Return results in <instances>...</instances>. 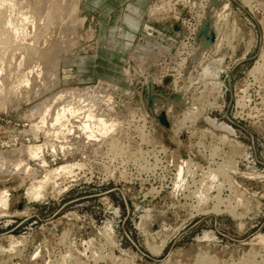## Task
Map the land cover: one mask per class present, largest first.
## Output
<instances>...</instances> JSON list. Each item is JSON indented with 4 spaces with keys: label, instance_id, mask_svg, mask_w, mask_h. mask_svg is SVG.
Listing matches in <instances>:
<instances>
[{
    "label": "rangeland",
    "instance_id": "rangeland-1",
    "mask_svg": "<svg viewBox=\"0 0 264 264\" xmlns=\"http://www.w3.org/2000/svg\"><path fill=\"white\" fill-rule=\"evenodd\" d=\"M213 1L15 0V11H26L34 19L24 24L22 45H34L44 56L33 59L22 49L3 65L5 70L2 66L1 75L14 86L27 71L34 73L29 86L21 84L16 93L0 95V151L35 142L28 129L40 118L31 119L29 109L62 89H89L91 97L81 95L96 96L102 108L112 105V117L124 121L125 137H120L124 148L119 153L105 146L97 155L86 147H81L85 156L59 154L56 162L48 155L53 168L78 161L85 166L57 180L61 185L41 202L25 196L29 181L22 183L24 174L13 167L18 153L6 155L10 165L1 168L9 172L0 168V193L8 190L10 205L7 210L0 207V264H264V0H219L211 16L221 24L219 41L224 39L220 47L197 53V35L192 44L189 34L196 24L199 30L202 11ZM115 27L116 39L110 40ZM147 33L161 54L148 59L138 51L143 56L138 63L134 48ZM200 63L209 66L211 74L201 78L194 67ZM38 72H43L39 79ZM53 76L59 83L42 93ZM189 79L192 88L184 93ZM150 85L165 97L181 89L189 114L195 110L198 115L194 126L189 121L179 128L184 111L173 110L166 114L176 123L173 129L160 125L146 107ZM241 100L244 105H238ZM183 161L191 162L185 173L192 175L186 173L188 183L178 189L173 181ZM28 163L43 172L39 160ZM209 171L218 179L209 178ZM202 180L223 185L209 192L211 199L218 195L222 200L219 210L212 208L215 200L199 205ZM230 182L238 185L231 188Z\"/></svg>",
    "mask_w": 264,
    "mask_h": 264
},
{
    "label": "bare ground",
    "instance_id": "bare-ground-1",
    "mask_svg": "<svg viewBox=\"0 0 264 264\" xmlns=\"http://www.w3.org/2000/svg\"><path fill=\"white\" fill-rule=\"evenodd\" d=\"M52 1V0H51ZM246 1V0H245ZM248 1V0H247ZM219 2V0H218ZM28 3V2H27ZM49 3V2H48ZM76 3V2H75ZM250 3V1L248 2ZM32 5V4H31ZM38 5V4H37ZM50 5V4H49ZM207 5V4H206ZM17 5H15V0H0V95L3 94V93H9V94H13L15 91V89H19L17 87H21L19 85L21 84H25L26 86H29L31 83H32V79L33 78H30L31 76V73L33 72V70L31 72H28L25 73V75L22 76L21 79H18L16 80L17 81V84L14 86V85H10L11 82H7V77L5 79V77H3L1 74L3 72H5V68L3 65H5L6 62H10V61H13V57H15L14 55L16 54V52H18V50H20V53L22 54L21 50L23 49V51H25L29 57L33 59H37V58H42V53L39 54L38 51L36 52V50L34 49V45H22V43H24V36H25V33L27 32L26 29L24 28L25 27V23H27V20L30 19H33V18H30L29 15L31 14H26V11L25 13L23 12H16V7ZM214 3L211 2L208 7L205 6L204 7V10L202 12L203 13V17L204 19H201L200 20V26L202 24V22L207 18L209 17L211 22H212V26L215 30V34H216V40H215V43L212 47H220L219 45V42L221 43L223 41V39H220L219 41V33H220V29L218 28V25H221V24H218L217 25V20L216 22H213L212 20V16H211V10L212 8H214ZM6 9H5V8ZM29 7V6H28ZM48 7V6H47ZM203 7V6H202ZM206 7H207V10H206ZM20 8V7H19ZM23 8V7H22ZM52 8V7H51ZM70 8V7H69ZM224 10L228 8V5L225 4L223 7H222ZM35 9V8H34ZM222 9V10H223ZM28 10V9H27ZM53 10V9H52ZM22 11V10H21ZM32 11V9H31ZM205 11H206V14H205ZM215 11V10H214ZM50 12V11H49ZM58 12V11H57ZM75 12V11H74ZM73 12V13H74ZM48 12H46L47 14ZM36 14V13H35ZM45 14V15H46ZM220 14V13H219ZM229 14V13H228ZM44 15V16H45ZM56 15V13H55ZM138 15V14H137ZM230 15V14H229ZM32 17V16H31ZM217 18L219 16H216ZM225 17V15H224ZM230 17V16H229ZM229 17L227 18V21L229 19ZM44 18V17H43ZM225 20V18H221V15H220V20ZM34 20V19H33ZM45 20V19H44ZM80 20V19H79ZM219 20V19H218ZM29 22V21H28ZM34 22V21H33ZM132 22V25L134 27H137V22H133V20L131 21ZM129 23V22H128ZM220 23V21H219ZM31 24V23H30ZM45 24V23H44ZM225 24V22H224ZM32 26V25H31ZM28 27V26H27ZM26 27V28H27ZM46 27V26H45ZM199 27V26H198ZM37 28V27H36ZM42 28V27H41ZM146 28V27H145ZM117 29L118 28H113L109 31L110 35V40L114 39L115 36H116V32H117ZM133 29V28H132ZM136 29V28H135ZM149 29V27H148ZM32 31V30H31ZM198 31V30H197ZM46 32V31H45ZM37 33V32H36ZM126 32L125 31H122L121 32V35L123 36V38H126ZM43 35V34H41ZM196 35H197V32H196ZM28 36V35H27ZM26 36V37H27ZM221 36V35H220ZM32 37V36H31ZM37 37V36H36ZM222 37V36H221ZM159 38V37H158ZM229 38H227L228 40ZM109 40V41H110ZM222 40V41H221ZM226 40V41H227ZM23 41V42H22ZM29 41V40H28ZM138 43L135 45V48H134V54L136 55L137 57V60H138V63H141L142 61V57L141 56L142 54H144L148 59H155L157 53H158V45L156 44L157 42L154 41L152 38H151V34H148L147 35H144L142 34L140 36V38L137 40ZM229 41V40H228ZM22 42V43H21ZM60 44V43H59ZM193 44V43H192ZM223 44V43H222ZM221 44V45H222ZM229 44V42H228ZM61 45V44H60ZM198 45H201V44H195L194 48H199ZM227 45V43L225 44ZM57 46V45H56ZM228 46V45H227ZM230 46V45H229ZM228 46V47H229ZM152 47V48H151ZM222 47V46H221ZM146 48V50H144ZM58 49V48H57ZM215 49V48H214ZM216 49H220V48H216ZM234 50V49H233ZM142 52V54H140L139 52ZM194 51V49L192 50ZM212 51H213V48H212ZM216 51V50H215ZM214 51V52H215ZM218 51V50H217ZM165 53V52H164ZM198 53V52H197ZM196 53V54H197ZM218 53V52H217ZM161 54V53H160ZM159 54V55H160ZM177 54V53H176ZM188 54V53H187ZM204 54V53H203ZM213 54V53H212ZM24 55V54H23ZM26 55V56H27ZM58 55V54H57ZM44 56V55H43ZM195 56V55H194ZM19 57V56H18ZM23 58V56H21ZM27 57V58H28ZM202 57V56H201ZM204 57V56H203ZM9 58V60H8ZM25 58V57H24ZM32 59V60H33ZM204 59V58H203ZM22 60V59H21ZM28 61L30 60L29 58L27 59ZM26 60V61H27ZM47 60V59H46ZM263 60V59H262ZM23 61V60H22ZM57 61V62H56ZM148 61V60H147ZM183 62H185V59L184 60H181ZM19 62V61H18ZM51 62V61H50ZM54 62L58 63V60L56 59ZM7 63V64H8ZM12 63V62H11ZM38 63V62H37ZM44 63V62H43ZM48 63V62H47ZM55 63V64H56ZM60 63V62H59ZM136 63V62H135ZM147 63V62H146ZM10 64V63H9ZM20 64V63H19ZM30 64V63H29ZM52 64V63H51ZM53 63V65H55ZM258 64V63H257ZM39 65V64H38ZM37 65V66H38ZM183 65V64H182ZM2 66L4 68V70L2 69ZM9 66V65H8ZM18 66V65H17ZM33 66V65H31ZM138 66V65H137ZM29 67V66H28ZM42 67V66H41ZM46 67V66H45ZM56 68V66H53V68ZM58 67V66H57ZM196 69L195 70H198L199 73H200V77L203 78V77H206L208 76L209 74H211V68L209 66H203L201 63L199 65H196L194 66ZM17 68V67H16ZM31 68V67H30ZM139 68V67H138ZM9 69V68H8ZM256 69V68H255ZM185 70V69H184ZM194 70V71H195ZM258 70V69H257ZM14 71V70H13ZM50 71V70H49ZM144 71V70H143ZM193 71V70H192ZM191 71V72H192ZM197 71V72H198ZM25 72V71H24ZM23 72V73H24ZM189 72V71H188ZM254 72V70H253ZM15 73V72H14ZM34 73V72H33ZM43 73V72H42ZM42 73L41 72H38L36 77L39 79L41 76H42ZM53 73V72H52ZM179 73V72H178ZM18 74V73H17ZM47 74V73H45ZM11 75V74H10ZM14 75V74H13ZM20 75V74H19ZM251 75V74H250ZM48 76V75H47ZM46 76V77H47ZM50 76V75H49ZM10 77V76H9ZM17 77V76H15ZM54 77V76H53ZM52 77V79H53ZM191 78V77H189ZM200 78V79H201ZM16 79V78H15ZM45 79V78H44ZM51 79V80H52ZM54 81H52L51 85H49V87L47 86V88L45 87L44 91H41L42 93L43 92H48L49 88H51L52 86L54 85H57L59 83V79L57 77H54L53 79ZM145 80V79H144ZM155 80V79H154ZM38 81V80H37ZM36 81V82H37ZM42 81V80H41ZM44 81V80H43ZM47 81V79H46ZM7 83H10V84H7ZM14 83V81L12 82ZM15 84V83H14ZM46 84V83H44ZM53 84V85H52ZM35 85V83L33 84ZM175 85V83H174ZM177 85V84H176ZM25 86V87H26ZM37 86V84H36ZM40 86V85H39ZM38 86V87H39ZM34 87V86H33ZM152 87V86H151ZM215 87V86H214ZM212 87V88H214ZM29 88V87H28ZM36 88V87H35ZM54 87H52L53 89ZM68 88V87H67ZM153 88V87H152ZM192 88V80L189 79V83L187 84L186 86V90L184 93H186L187 91H189L190 89ZM211 88V89H212ZM26 89V88H25ZM50 89V90H52ZM210 89V90H211ZM29 90V89H28ZM32 90V89H31ZM40 90V89H39ZM43 90V89H42ZM181 90V89H180ZM180 90L176 89L175 92L180 94L181 95V98H182V104L179 105V107H175L172 103H166V102H163L161 104V107H168V111L165 112V115L167 114L169 116V110H173V113L174 114H178L182 111H184V113L182 115H180V126L179 128L185 126V123L186 122H189V123H193L196 118H197V114L194 112V111H191L190 110V114H189V108H187V106L189 105V101L187 99V97H184L183 94L179 93ZM33 91V90H32ZM91 91V90H90ZM89 89H82V90H79V89H65L62 91H59L53 95H51L50 97L44 99L42 102H40L39 104H37L36 106L30 108V114L29 116L31 117V119L35 116H39V120L38 123H33L32 125L30 124V129H28V132L30 134L33 135V139L35 140V142H29L28 144H21L17 149L15 150H12V151H3L1 152L0 151V168L3 166V168H5L4 166H6V160H8L7 158L11 159L10 157H13L11 155H14L12 153H18L19 155V159L16 163L13 162L12 160V164H13V167H15L16 169V172L19 173V175L22 173L24 174V176L21 178L19 177V175H17L19 178L22 179V183L27 179L29 182H28V187L26 189V195L27 196L26 198L29 199V201H40V200H44L46 199V195L48 194L49 195V190L50 192H54L55 191V188H57L58 186H60L61 184L60 183H57V180H62L63 177H68V176H73L75 175L74 174V171L77 169H83L85 165H83L82 162H72V163H65V164H62L60 166H57L55 168L51 167L50 166V163L48 162L47 160V156H52L54 158V161L56 159V157L59 156V154H62L63 157H65V155H67L68 153L70 154H74V153H79L81 152V147H86L87 149H90L91 152L94 154L95 151L98 149V152H101L102 150V147H105V146H108L109 147V150H112L113 152H116V153H119V152H122L123 151V147L120 146L121 143H123L124 141L120 139L121 135L124 136V133L122 134V127L124 125V121H117L115 120L113 117H112V114L114 113V109L112 108L113 106L112 105H102L103 107L105 106V108H102L100 105H98V101L96 96L92 99V98H87L86 96H83L85 95L84 93L86 94H89L90 93ZM96 91V90H95ZM153 91H154V88H153ZM40 92V94H41ZM84 92V93H83ZM92 92V91H91ZM16 93V92H15ZM81 93H83V95H81ZM28 94V93H27ZM91 94V93H90ZM89 94V96H90ZM219 94V93H218ZM8 95V94H7ZM20 95V94H19ZM42 95V94H41ZM92 95V94H91ZM103 95V93H102ZM2 96V95H1ZM6 96V95H5ZM14 96V95H13ZM28 96V95H27ZM3 97V96H2ZM35 97V96H34ZM91 97V96H90ZM99 97V96H97ZM20 98H22V95L20 96ZM102 98V97H101ZM3 99V98H2ZM12 99V98H11ZM10 99V100H11ZM34 99V98H32ZM91 99V100H89ZM146 99H147V96H146ZM4 100V99H3ZM9 100V99H8ZM109 101L111 100V97H109L108 99ZM2 100H0V105L2 106ZM97 101V102H96ZM102 101V100H101ZM100 101V102H101ZM30 102V101H29ZM104 102V101H102ZM101 102V103H102ZM106 102V101H105ZM113 102V100L111 101ZM244 101L241 100L238 102V105L240 104H243ZM97 103V104H96ZM108 103V102H106ZM110 103V102H109ZM100 104V103H99ZM104 104V103H103ZM98 105V106H97ZM211 105V104H210ZM5 106V104H4ZM100 106V107H99ZM129 108V107H128ZM159 106L157 104H155V108L153 110V113L151 112V114L153 115V118L156 119V116L159 114V112L161 110H159ZM191 108V106H190ZM243 108V107H241ZM197 109V108H195ZM201 111V110H200ZM197 113H199L198 111H196ZM203 112V110H202ZM201 112V113H202ZM200 113V114H201ZM166 115V117H167ZM116 113H115V118H119L118 116L116 117ZM122 117V115H121ZM168 119V118H167ZM157 120V119H156ZM171 120V118H170ZM169 121V124H170V129L174 127V125L176 124H171V121ZM178 126V125H177ZM193 126H194V123H193ZM168 129V130H170ZM207 129V128H206ZM204 129V130H206ZM203 130V129H202ZM179 131V130H178ZM26 132V131H25ZM212 132V131H211ZM42 134V139L41 138V135ZM221 135V134H220ZM125 137V136H124ZM221 137V136H220ZM222 138H226L225 136L222 137ZM27 139V138H26ZM123 139V137H122ZM144 139V138H143ZM125 140V139H124ZM145 140V139H144ZM227 140V139H226ZM230 140V139H229ZM33 141V140H32ZM224 141V140H223ZM221 143L222 140H220ZM94 148V151L92 150ZM217 148H215L216 150ZM69 151V152H68ZM214 151V150H213ZM83 153V152H81ZM10 155V157H6V155ZM84 156H85V153H83ZM15 155V156H16ZM97 155V154H96ZM95 155V156H96ZM26 157V159L23 158ZM17 157V156H16ZM15 157V158H16ZM15 160V159H14ZM28 160H39V163H38V166L41 168V170L43 171L42 173H40L39 170L33 168L31 165H29L28 163ZM53 161V159H51ZM11 161V160H10ZM9 162V160H8ZM34 162V161H33ZM56 162V161H55ZM69 162V161H67ZM85 164V163H84ZM189 164H191V162H185L183 161L182 164L177 168V174H176V181L174 183V187L178 188L179 187H184L186 186V181H187V176L185 177V174L188 175V172L190 171V166ZM8 165H10V163H8ZM7 165V166H8ZM56 165V164H55ZM12 167V168H13ZM194 167V166H193ZM196 167V166H195ZM1 168V170L3 169ZM11 168V167H10ZM226 169V167H224ZM229 168V167H228ZM188 169V172L185 173V170ZM224 169V170H225ZM6 170L8 171L7 169H3V171ZM234 170V169H233ZM237 170V169H236ZM187 171V170H186ZM193 171V169H192ZM213 171V170H212ZM219 170H217L218 174H219ZM229 171V170H228ZM9 172V171H8ZM14 172V170H13ZM12 172V174H13ZM210 172V171H209ZM216 172V171H215ZM225 172V171H224ZM227 172V170H226ZM3 173V172H2ZM1 173V175H2ZM15 173V172H14ZM16 173V174H17ZM40 173V175H39ZM222 174V176H224L223 172H220ZM6 173H4L5 175ZM9 174V173H7ZM191 174V172H190ZM207 174V173H206ZM227 174V173H226ZM246 174V173H245ZM252 174V173H251ZM11 175V172L9 174V176ZM15 175V174H14ZM192 175V174H191ZM190 175V176H191ZM229 175V174H228ZM256 175V174H255ZM7 176V175H6ZM3 177V178H6ZM189 176V175H188ZM189 176V177H190ZM205 176V175H204ZM220 176V174H219ZM221 176V177H222ZM230 176V175H229ZM228 176L229 180H230V177ZM254 176V175H253ZM252 176V177H253ZM8 177V176H7ZM12 177V176H11ZM10 177V178H11ZM174 177V178H175ZM217 177V175L213 172H210L209 173V178H211L212 180H215ZM256 177V176H255ZM260 177V176H259ZM9 178V177H8ZM7 178V179H8ZM14 178V176H13ZM16 178V177H15ZM187 178V179H186ZM192 178V177H191ZM226 178V175L225 177ZM250 178V177H249ZM254 178V177H253ZM1 179V177H0ZM207 179V178H206ZM218 179V178H217ZM216 179V180H217ZM227 179V178H226ZM5 180V179H4ZM12 180V179H11ZM192 180V179H191ZM190 180V181H191ZM233 180V179H232ZM15 181V180H14ZM65 181V180H64ZM200 181V180H199ZM203 181V180H202ZM201 181V183H202ZM228 181V180H227ZM1 182V181H0ZM19 182V181H18ZM194 182V181H192ZM191 182V183H192ZM212 182V181H211ZM223 182V181H222ZM229 182V181H228ZM63 183V182H61ZM66 183V182H65ZM198 183V182H197ZM200 183V184H201ZM210 183V181H209ZM227 183V182H226ZM225 183V184H226ZM230 182L229 186L232 188L234 187L235 188V185H238V184H234ZM59 184V185H58ZM195 184V183H194ZM219 184V183H218ZM19 185V184H18ZM22 185V184H21ZM25 185V184H24ZM189 185V184H188ZM228 185V184H227ZM20 186V185H19ZM223 185H211V184H207V182H204L203 181V184H201V188H200V193L198 196H196V198L198 197V200H199V205L201 203H204L207 201H209L211 199L210 195H209V192L211 189H213V187H217L218 190L222 187ZM26 187V186H25ZM68 187V186H66ZM190 187V186H189ZM199 187V186H198ZM204 187V188H202ZM228 187V186H227ZM241 187V186H240ZM187 188V187H185ZM216 188V189H217ZM230 188V189H231ZM238 188V186H237ZM236 188V189H237ZM65 189V188H64ZM63 189V191H64ZM174 189V188H173ZM181 189V188H180ZM177 190V189H175ZM235 190V189H234ZM233 190V191H234ZM58 192V189L56 190ZM62 190L60 189L59 192H61ZM184 191V190H183ZM213 191V190H212ZM237 191V190H236ZM58 192V194H60ZM177 192V191H176ZM191 192V191H190ZM219 191H217V194H218ZM211 193V192H210ZM242 193V192H241ZM0 207L1 208H6L7 210V207L10 205L9 203V195L8 194V190H4L1 191L0 193ZM52 194V193H51ZM57 194V195H58ZM194 194V193H193ZM234 194V193H233ZM241 195V194H239ZM52 196V195H51ZM194 196V195H193ZM212 196V195H211ZM218 196V195H217ZM217 196L215 197V199H211V200H215L217 201V204H215L212 208L214 210H219L218 207H220V202H222L221 199H219V196L217 198ZM46 197V198H45ZM239 197V196H238ZM239 199V198H238ZM237 199V200H238ZM197 200V199H196ZM197 200V202H198ZM242 200V196L240 198L239 201H236L237 204H239L238 202H240ZM28 201V200H27ZM28 201V202H29ZM27 202V203H28ZM41 202V201H40ZM224 202V200H223ZM242 203V202H241ZM198 205V203H197ZM198 205V207H199ZM222 205V204H221ZM227 205V204H226ZM225 205V206H226ZM229 205V204H228ZM227 205V206H228ZM196 206V205H195ZM203 206V205H202ZM224 206V208H225ZM229 207L231 208L232 206L229 205ZM194 208V207H193ZM201 208V207H200ZM227 209V208H226ZM233 209H236L235 207ZM228 210V209H227ZM226 210V211H227ZM230 210V209H229ZM2 211V210H1ZM26 211V210H25ZM231 211V210H230ZM228 212L229 214H231V212ZM236 211V210H235ZM238 213V212H237ZM5 214V213H4ZM7 214V213H6ZM5 214V215H6ZM26 214V213H25ZM233 216L235 213H232ZM231 214V215H232ZM3 214H1L2 216ZM4 215V216H5ZM241 215V214H240ZM3 216V217H4ZM241 217V216H240ZM239 218V217H238ZM146 220H143L144 222H147V218H145ZM163 228V227H162ZM169 228V227H168ZM166 230V229H165ZM164 230V231H165ZM156 234V233H154ZM262 237V236H261ZM259 238V237H258ZM260 241H261V238H260ZM163 242V241H162ZM165 242V240H164ZM264 242V239L263 241ZM12 245V243H11ZM156 248V246H155ZM149 249V248H148ZM152 249H154V247H152ZM158 250V249H157ZM35 253H36V250H35ZM38 253V252H37ZM34 256H37L34 254Z\"/></svg>",
    "mask_w": 264,
    "mask_h": 264
},
{
    "label": "water",
    "instance_id": "water-1",
    "mask_svg": "<svg viewBox=\"0 0 264 264\" xmlns=\"http://www.w3.org/2000/svg\"><path fill=\"white\" fill-rule=\"evenodd\" d=\"M214 5H218V0L213 1ZM216 40L215 30L212 26V22L209 17H207L201 24L197 37H196V44L198 45V53H201L204 50L210 49ZM147 99H146V107L152 113L155 108V104L158 106L161 105L163 102L172 103L175 107H179L182 104L181 95L176 92H171L167 97L162 94H157L153 91L151 85L147 88ZM157 121L160 125H162L166 129H170L169 121L165 115L164 111H160L159 114L156 116Z\"/></svg>",
    "mask_w": 264,
    "mask_h": 264
},
{
    "label": "built area",
    "instance_id": "built-area-1",
    "mask_svg": "<svg viewBox=\"0 0 264 264\" xmlns=\"http://www.w3.org/2000/svg\"><path fill=\"white\" fill-rule=\"evenodd\" d=\"M197 30H198V27H197V24H196V25H194V27H192V30L190 31V34H189V39H190L189 41H192L191 43H193L195 41V37H196ZM159 53H161V49L158 48V53L157 54L159 55ZM182 63H184V62L181 61V64Z\"/></svg>",
    "mask_w": 264,
    "mask_h": 264
},
{
    "label": "crops",
    "instance_id": "crops-1",
    "mask_svg": "<svg viewBox=\"0 0 264 264\" xmlns=\"http://www.w3.org/2000/svg\"><path fill=\"white\" fill-rule=\"evenodd\" d=\"M139 9H140V8H139ZM141 13H142V11H141ZM140 18H141V17H140ZM120 20H121V19H120ZM118 21H119V20L116 19V18H113V19H112V22L115 23V25H116V23H117V25H118ZM121 22H122V20H121ZM123 23L126 24L125 22H123ZM123 23H122V24H123ZM124 24H123V25H124ZM141 24H142V19L139 20V27H138V29H140ZM118 26H119V25H118ZM124 26H125V25H124ZM119 27H120V26H119ZM120 28H121V27H120ZM122 29H124L123 26H122ZM124 30H125V29H124ZM115 39H116V38H115Z\"/></svg>",
    "mask_w": 264,
    "mask_h": 264
}]
</instances>
